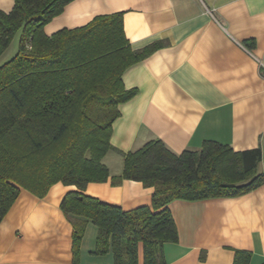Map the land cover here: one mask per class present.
<instances>
[{
    "label": "crops",
    "instance_id": "crops-1",
    "mask_svg": "<svg viewBox=\"0 0 264 264\" xmlns=\"http://www.w3.org/2000/svg\"><path fill=\"white\" fill-rule=\"evenodd\" d=\"M13 4L0 0V11ZM115 13H122L132 50L164 46L123 72L124 88L137 94L118 106L109 139L117 152L102 161L109 178L89 183L84 194L123 211L149 207L152 188L111 181L122 172L123 154L151 140L175 155L205 141L234 152L260 148L257 172L264 173V0H73L43 31L51 36ZM72 191L60 183L43 198L20 190L0 222V264H113L111 253L95 254L98 229L89 221L73 255V229L59 208ZM168 208L177 241L164 245L165 264H233L235 251L264 264V184L238 197L175 200Z\"/></svg>",
    "mask_w": 264,
    "mask_h": 264
},
{
    "label": "trees",
    "instance_id": "trees-1",
    "mask_svg": "<svg viewBox=\"0 0 264 264\" xmlns=\"http://www.w3.org/2000/svg\"><path fill=\"white\" fill-rule=\"evenodd\" d=\"M0 11V57L20 33L15 56L0 66V222L20 190L43 198L60 183L74 186L60 203L71 224L73 255L89 221L98 229L96 255L111 253L113 264H165L163 247L177 241L168 205L175 200L234 198L264 184L257 172L261 149L234 152L205 141L199 150L171 153L160 140L123 154L112 184L140 182L153 189L151 205L123 211L84 194L103 183L118 106L132 99L121 77L133 64L164 45L131 49L122 13L95 17L87 25L51 36L43 28L73 0H13ZM117 152V151H116ZM251 254L235 251L233 264H249Z\"/></svg>",
    "mask_w": 264,
    "mask_h": 264
},
{
    "label": "rangeland",
    "instance_id": "rangeland-1",
    "mask_svg": "<svg viewBox=\"0 0 264 264\" xmlns=\"http://www.w3.org/2000/svg\"><path fill=\"white\" fill-rule=\"evenodd\" d=\"M19 36V32L15 34L9 48L7 49L5 54L0 58V66L16 55L18 49Z\"/></svg>",
    "mask_w": 264,
    "mask_h": 264
}]
</instances>
